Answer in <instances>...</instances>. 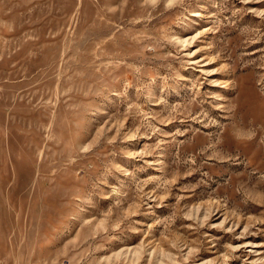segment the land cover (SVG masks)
<instances>
[{
  "label": "rangeland",
  "instance_id": "374dc122",
  "mask_svg": "<svg viewBox=\"0 0 264 264\" xmlns=\"http://www.w3.org/2000/svg\"><path fill=\"white\" fill-rule=\"evenodd\" d=\"M0 264H264V0H0Z\"/></svg>",
  "mask_w": 264,
  "mask_h": 264
},
{
  "label": "bare ground",
  "instance_id": "6f19581e",
  "mask_svg": "<svg viewBox=\"0 0 264 264\" xmlns=\"http://www.w3.org/2000/svg\"><path fill=\"white\" fill-rule=\"evenodd\" d=\"M249 131V130H248ZM249 136V135H248Z\"/></svg>",
  "mask_w": 264,
  "mask_h": 264
}]
</instances>
